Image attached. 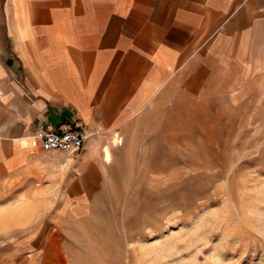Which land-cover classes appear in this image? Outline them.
<instances>
[{
	"label": "crops",
	"instance_id": "0c3cea01",
	"mask_svg": "<svg viewBox=\"0 0 264 264\" xmlns=\"http://www.w3.org/2000/svg\"><path fill=\"white\" fill-rule=\"evenodd\" d=\"M236 89L264 95V0H0V194L30 208L3 210L0 229L84 205L96 149L152 102ZM83 127L80 157L38 137ZM34 231L4 238L0 264H63Z\"/></svg>",
	"mask_w": 264,
	"mask_h": 264
},
{
	"label": "rangeland",
	"instance_id": "374dc122",
	"mask_svg": "<svg viewBox=\"0 0 264 264\" xmlns=\"http://www.w3.org/2000/svg\"><path fill=\"white\" fill-rule=\"evenodd\" d=\"M245 90L152 102L96 149L84 205L6 224L0 244L35 230L63 264H264V95ZM20 193L0 194L2 220L30 209Z\"/></svg>",
	"mask_w": 264,
	"mask_h": 264
},
{
	"label": "built area",
	"instance_id": "2783aa9c",
	"mask_svg": "<svg viewBox=\"0 0 264 264\" xmlns=\"http://www.w3.org/2000/svg\"><path fill=\"white\" fill-rule=\"evenodd\" d=\"M93 135L87 128H64V129H49L39 133L38 137L42 139V147L46 151H70L77 152L81 150L86 141Z\"/></svg>",
	"mask_w": 264,
	"mask_h": 264
}]
</instances>
